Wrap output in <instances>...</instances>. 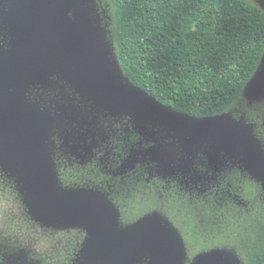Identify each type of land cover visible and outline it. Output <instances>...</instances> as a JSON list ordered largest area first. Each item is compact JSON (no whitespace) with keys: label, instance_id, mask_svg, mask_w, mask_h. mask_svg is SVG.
Returning <instances> with one entry per match:
<instances>
[{"label":"rangeland","instance_id":"rangeland-1","mask_svg":"<svg viewBox=\"0 0 264 264\" xmlns=\"http://www.w3.org/2000/svg\"><path fill=\"white\" fill-rule=\"evenodd\" d=\"M247 1L264 11V0ZM34 2L1 0L0 60L15 53L13 18ZM72 17L86 32L82 55L114 86L132 90L117 61L108 1L75 0ZM58 47L54 41L47 48L43 72L12 87L27 110L47 117L38 153L46 160L57 190L97 196L108 206L117 234L131 226L133 203L139 208L149 203L154 208L155 203L159 210L161 203L183 202V198L192 209L206 206L224 219L242 218L244 232L253 222H257L254 228L264 225V176L245 153L218 134L198 136L138 108L99 99L63 66ZM206 121L246 136L264 164V56L239 102ZM8 137L0 123V175L7 188L0 183V264H115L92 259L88 225L52 223L36 216L22 191L21 174L4 158ZM249 182L254 193L244 198L242 191ZM115 185L126 195L118 194ZM189 250L182 244L177 264H199L201 256H192ZM154 261L155 254L146 249L125 264Z\"/></svg>","mask_w":264,"mask_h":264},{"label":"trees","instance_id":"trees-1","mask_svg":"<svg viewBox=\"0 0 264 264\" xmlns=\"http://www.w3.org/2000/svg\"><path fill=\"white\" fill-rule=\"evenodd\" d=\"M107 1L122 73L174 112L196 119L227 113L264 56V11L247 0ZM253 193L249 182L242 195ZM182 201L161 203L159 210L155 203L154 208L133 203L129 223L157 214L192 256L222 250L233 252L241 264H264V225L254 228L253 222L244 232L242 218L224 219L206 206L195 210Z\"/></svg>","mask_w":264,"mask_h":264},{"label":"water","instance_id":"water-1","mask_svg":"<svg viewBox=\"0 0 264 264\" xmlns=\"http://www.w3.org/2000/svg\"><path fill=\"white\" fill-rule=\"evenodd\" d=\"M34 1L33 7L18 12L13 18L17 32L15 53L9 59L0 60V123L9 133L2 148L4 158L21 174L22 191L27 194L36 216L52 223H84L90 227L93 260L125 264L149 249L155 254L153 264H177L183 241L159 215H150L117 234L108 206L97 196L57 190L46 160L38 153L46 133L47 117L39 111L27 110L13 94L12 87L43 72L46 50L55 41L59 44L58 56L63 66L99 99L116 106L138 108L153 119L198 136L218 134L221 140L245 153L263 176L264 164L246 136L224 124L206 121L215 117L192 118L162 106L134 86L132 90L114 86L81 53L86 32L72 17L75 0ZM200 256L199 264H241L228 251L215 250Z\"/></svg>","mask_w":264,"mask_h":264},{"label":"flooded vegetation","instance_id":"flooded-vegetation-1","mask_svg":"<svg viewBox=\"0 0 264 264\" xmlns=\"http://www.w3.org/2000/svg\"><path fill=\"white\" fill-rule=\"evenodd\" d=\"M0 5H1V0H0ZM0 183L3 184L2 188L7 189L6 188V185H5L6 182H5V180H3V178L1 177V175H0ZM115 190L117 191L118 194L120 193V189L117 188L116 185H115Z\"/></svg>","mask_w":264,"mask_h":264}]
</instances>
